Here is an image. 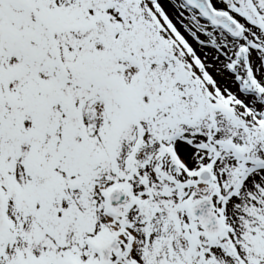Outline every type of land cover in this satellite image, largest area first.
Listing matches in <instances>:
<instances>
[{
	"label": "snow or ice",
	"instance_id": "6c2138e0",
	"mask_svg": "<svg viewBox=\"0 0 264 264\" xmlns=\"http://www.w3.org/2000/svg\"><path fill=\"white\" fill-rule=\"evenodd\" d=\"M0 264H264V0H0Z\"/></svg>",
	"mask_w": 264,
	"mask_h": 264
}]
</instances>
